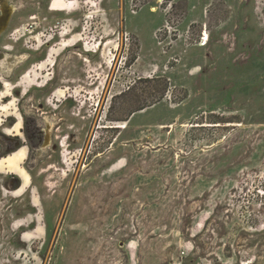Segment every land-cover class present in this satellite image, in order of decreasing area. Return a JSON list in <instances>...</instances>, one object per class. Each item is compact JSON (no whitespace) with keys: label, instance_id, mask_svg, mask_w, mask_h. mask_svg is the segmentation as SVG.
I'll return each instance as SVG.
<instances>
[{"label":"rangeland","instance_id":"obj_1","mask_svg":"<svg viewBox=\"0 0 264 264\" xmlns=\"http://www.w3.org/2000/svg\"><path fill=\"white\" fill-rule=\"evenodd\" d=\"M3 5L0 264H264V0Z\"/></svg>","mask_w":264,"mask_h":264},{"label":"bare ground","instance_id":"obj_2","mask_svg":"<svg viewBox=\"0 0 264 264\" xmlns=\"http://www.w3.org/2000/svg\"><path fill=\"white\" fill-rule=\"evenodd\" d=\"M10 14H12L13 12H14V10H12V8H10ZM8 21H9V17L8 16H5V17H3V18H1V22H2V25H3V29H5L6 27H7V24H8ZM208 32L206 31L205 33H204V36H205V41H207V39H208ZM208 41H209V39H208ZM208 41L205 43V45H207L208 44ZM12 60V59H11ZM26 60V58H18V59H16L15 60V62L13 63H11V61L9 60V59H7V58H5L4 59V61H3V59H2V61L3 62H8V66H10V69L12 68V66H15V65H18V64H21V63H23L24 61ZM49 138H50V135H49ZM48 142H50V139H49V141ZM49 144L48 143H46V146H48Z\"/></svg>","mask_w":264,"mask_h":264},{"label":"flooded vegetation","instance_id":"obj_3","mask_svg":"<svg viewBox=\"0 0 264 264\" xmlns=\"http://www.w3.org/2000/svg\"><path fill=\"white\" fill-rule=\"evenodd\" d=\"M7 8V6L6 5H3V7H0V35L5 31V29H3L2 27H3V25H2V22H1V18H3L4 17V15H3V12L4 11H6V10H8V8ZM10 8H12V10H14L13 9V6H11ZM9 11H10V9H9ZM14 13V12H13ZM5 15H6V12H5ZM6 16H8V15H6ZM9 22V21H8ZM8 25V24H7ZM5 58H7V59H10V57L6 54V53H1L0 54V60H2V59H5ZM12 69V68H11ZM49 135H50V138H49ZM49 139H50V141H51V132H50V128H48L47 129V141H49ZM48 144H49V142H47Z\"/></svg>","mask_w":264,"mask_h":264},{"label":"built area","instance_id":"obj_4","mask_svg":"<svg viewBox=\"0 0 264 264\" xmlns=\"http://www.w3.org/2000/svg\"><path fill=\"white\" fill-rule=\"evenodd\" d=\"M205 39V38H204Z\"/></svg>","mask_w":264,"mask_h":264}]
</instances>
